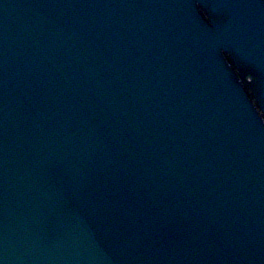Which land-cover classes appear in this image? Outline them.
Here are the masks:
<instances>
[{
	"label": "water",
	"instance_id": "1",
	"mask_svg": "<svg viewBox=\"0 0 264 264\" xmlns=\"http://www.w3.org/2000/svg\"><path fill=\"white\" fill-rule=\"evenodd\" d=\"M0 264H264V0H0Z\"/></svg>",
	"mask_w": 264,
	"mask_h": 264
}]
</instances>
